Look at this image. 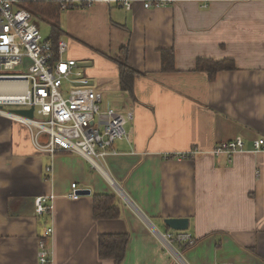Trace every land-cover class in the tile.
Listing matches in <instances>:
<instances>
[{
	"label": "crops",
	"instance_id": "1",
	"mask_svg": "<svg viewBox=\"0 0 264 264\" xmlns=\"http://www.w3.org/2000/svg\"><path fill=\"white\" fill-rule=\"evenodd\" d=\"M51 1L86 3L61 12L64 58L78 63L105 103L133 118L101 171L78 155L37 154L30 131L0 116V264H40L48 228L49 264H113L98 257V237L112 234L129 235L121 264H264V152L251 147L264 139V0L147 9L155 0H117L130 10L114 0ZM122 48L137 72L131 94L120 89L111 59ZM162 51H172L173 72L162 71ZM199 60H232L235 70L209 81ZM236 137L243 152L212 154ZM72 184L89 194L71 200ZM46 195L51 212L37 216L33 201ZM94 195L115 198L120 217L94 220ZM169 218L188 220L195 244L184 252L162 240Z\"/></svg>",
	"mask_w": 264,
	"mask_h": 264
},
{
	"label": "built area",
	"instance_id": "2",
	"mask_svg": "<svg viewBox=\"0 0 264 264\" xmlns=\"http://www.w3.org/2000/svg\"><path fill=\"white\" fill-rule=\"evenodd\" d=\"M107 1L91 0L89 4ZM22 2L0 0V85L4 86L0 89V116L16 121L30 131V142L37 154L51 157L59 152L74 154L101 170V160L110 146L128 137L127 125L132 121L133 112L114 110L104 102L102 93L91 87L78 63L64 58L68 50L66 42H58L57 59L54 60L51 41L43 38L32 15L20 7ZM114 2L125 10L131 9L128 1ZM173 2L175 0H155L144 3V7L159 8ZM24 59L28 62L24 63ZM17 69H20L18 73H12ZM64 83L68 88L66 94L62 91ZM3 108L33 109V118ZM251 147L254 153H263L264 139L255 138ZM244 149L243 140L236 137L218 144L212 154L230 158ZM195 154L194 150L178 158L187 159ZM79 197L76 185L72 184L69 198L78 200ZM52 200L51 195L35 198V214H50ZM51 233V228L46 229L39 242L37 258L40 264L50 263L46 240ZM162 240L170 250L195 244L186 231H167L162 234Z\"/></svg>",
	"mask_w": 264,
	"mask_h": 264
},
{
	"label": "trees",
	"instance_id": "3",
	"mask_svg": "<svg viewBox=\"0 0 264 264\" xmlns=\"http://www.w3.org/2000/svg\"><path fill=\"white\" fill-rule=\"evenodd\" d=\"M86 6L85 2L64 3L58 1L45 2H22L21 8L28 11L35 23H42L48 27L49 33L45 40L52 43L54 60L57 59V44L65 35L60 25L61 12L68 9H76L79 6ZM118 66L120 89L128 94L133 92L134 77L137 72L127 62V48H122L118 56L111 58ZM172 51L161 52V69L163 72H173ZM197 70L207 74L209 81H214L216 75L223 71L235 70L232 60L218 62L201 61L197 63ZM92 215L94 220H113L120 217V206L115 203L112 196H93ZM128 234L101 235L98 237V257L102 261H112L113 264H121L125 257L128 243ZM181 252L190 247H179Z\"/></svg>",
	"mask_w": 264,
	"mask_h": 264
},
{
	"label": "water",
	"instance_id": "4",
	"mask_svg": "<svg viewBox=\"0 0 264 264\" xmlns=\"http://www.w3.org/2000/svg\"><path fill=\"white\" fill-rule=\"evenodd\" d=\"M17 115L25 116L30 119L33 118V109L30 110H14ZM81 195H88V191L78 192ZM164 225L166 228L172 231H187L188 230V220L186 218H169L164 220Z\"/></svg>",
	"mask_w": 264,
	"mask_h": 264
},
{
	"label": "rangeland",
	"instance_id": "5",
	"mask_svg": "<svg viewBox=\"0 0 264 264\" xmlns=\"http://www.w3.org/2000/svg\"><path fill=\"white\" fill-rule=\"evenodd\" d=\"M20 7H21V6H20ZM36 24H37V23H36ZM37 27L39 28L40 33H41V35H42L44 38L48 36L49 30H48V27H47L45 24H42V23L37 24ZM23 61H24V63L28 62L27 59H24ZM19 71H20V69H17V70H15V71H12V73H13V72H14V73H18ZM6 87H7V86H6ZM3 88H4V86H1V85H0V89H3ZM67 90H68V88H67L66 84L64 83V85H63V87H62V91H63V93L66 94V93H67ZM3 109L6 110V111H13V110H15V109H13V108H3ZM35 119L38 120L39 118H38V117H35Z\"/></svg>",
	"mask_w": 264,
	"mask_h": 264
}]
</instances>
